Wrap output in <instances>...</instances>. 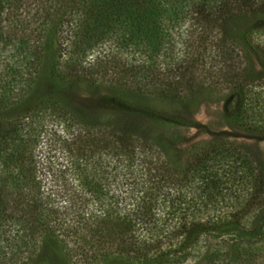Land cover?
<instances>
[{
    "label": "trees",
    "instance_id": "1",
    "mask_svg": "<svg viewBox=\"0 0 264 264\" xmlns=\"http://www.w3.org/2000/svg\"><path fill=\"white\" fill-rule=\"evenodd\" d=\"M19 1L0 0V264L31 258L49 241L68 264H178L207 238L213 241L204 257L208 262L247 263L249 247L264 232V218L256 215L258 223L245 231L234 218L256 207L264 217L259 163L241 146L215 140L191 150L181 164L183 151L167 136L176 126L170 119L165 127L164 119L195 112L200 90L178 74L197 66L215 78L214 87L209 85L215 99L238 98L233 121L262 118L258 107L263 109L264 98L255 90L264 83L254 81L252 55L264 57V42L246 50L235 42V32L224 28L248 17L246 24L253 21L255 27L245 28L239 39L252 31L260 37L264 0H59L53 11L40 10L49 20L45 34L56 36L59 27L55 47L17 35L11 8ZM102 47L110 56L101 61ZM48 49L59 82L76 71L77 79L95 86L97 76L108 74L120 97L133 96L136 107L118 100L112 107L114 118H134L128 130L104 129L103 139L104 132L80 123L60 100L20 107ZM97 52L89 66L86 59ZM145 100L163 109L150 110ZM51 114L83 129L82 135L78 130L62 138L68 144L61 154L72 158L63 160L60 182L66 175L72 194L65 196L63 184L59 200L44 188L45 166L36 152L39 120ZM143 120L154 131L141 142L135 133ZM155 124L164 126L158 131ZM158 210L168 221L175 219L172 228L158 225Z\"/></svg>",
    "mask_w": 264,
    "mask_h": 264
},
{
    "label": "rangeland",
    "instance_id": "2",
    "mask_svg": "<svg viewBox=\"0 0 264 264\" xmlns=\"http://www.w3.org/2000/svg\"><path fill=\"white\" fill-rule=\"evenodd\" d=\"M19 2V7H14L13 9L11 8V12H14L12 20L16 25L17 35L22 33L24 35H28L31 40L36 41L41 39L42 42H49L51 43V46L53 45V47H55L59 43V27L56 25L58 28L56 36L51 34L49 35L48 33L45 34L43 29H46L49 20L44 19V15L41 14L40 10L43 9L47 12L53 11L59 6V0H20ZM245 19L240 18L238 21L231 20L224 28V31L225 33L234 31L236 34L232 32L233 36L235 37L237 35L236 37L238 38L235 42L238 45L244 46V49L249 50L253 49L257 43L259 44L264 42V26L260 27L262 29L260 37H257L258 34L252 31L249 37H243L241 40L239 39L241 35L240 32H243L245 28L249 27L251 29L255 27V23H253V21H249L250 23L248 22L246 24L247 19ZM46 32L50 33L48 30ZM61 32L64 33V30ZM108 50V47H102L100 53L97 52L91 54V56L86 59L89 66L92 59H94L98 53V57L101 61L104 57H109L110 53H108ZM52 52V49H48V52L44 54L42 64L35 79V84L29 95L26 96L20 103V107L22 106V108H26L43 99L60 100L62 106L72 115H75L76 119L80 123H83L86 126H97L102 133L104 132L101 134L103 139L107 137V131L108 134L109 132L113 133L114 129L112 130L110 128L119 126L120 128L126 127L128 130V127L132 125L130 120H133L134 118H114V115L112 114V107L117 100L126 104L128 102L132 106L136 107V104L132 99L133 96L130 98L133 103H131L128 95L125 99L120 97L116 91L110 88L111 85L109 81L111 78L108 74L97 76V85L95 86L85 85L81 79H77L76 77H79L80 72L77 73L76 71H72L69 74V78L66 82H59V80L54 78L55 74L50 69V53ZM56 54L57 51L55 53V57ZM252 59L254 61V71L257 73L254 81L264 83V74L261 72V67L264 64V57L260 55H252ZM197 67V69L194 67V71L190 69V67L186 68V72L183 70L185 72L184 74H178L184 76L183 78L185 81L187 79L185 76H189L191 81H193V86L199 88L200 90V93L197 95V97H199V101L195 112L176 114L174 116H170V118L164 119L165 127H167L169 123L168 120L170 119L176 126L175 128H170L167 136L172 146L178 147L183 151L180 156L181 164L185 161L187 162L188 154H190L195 148H198L204 143L221 140L227 143L237 144L249 151L252 158L259 163V167L264 176V104H262L263 109L258 107V112L263 114L261 119L253 120L252 118H249L246 121L242 120V124L240 122L233 121L231 119V115L238 105V98L229 94L225 95V97H222L220 100L215 99L216 94H212L214 93L212 91V87H209V85L214 87L213 83L215 78H211V76L204 73L199 66ZM263 89L264 87H260L255 90L257 93L260 92V98H264ZM209 91L211 92L209 93ZM205 92H208V94ZM142 104L143 106L151 108L150 110H158L162 107L161 105L158 107V104L150 100H145ZM168 107L173 109L171 106ZM136 120L140 123L142 119L140 117H136ZM39 122L42 129H40V144L37 147L36 152L38 153V156H40L43 168L45 166V169H43L45 174L43 178V181L45 182L44 188L47 190L50 189L52 191L51 193L57 194V200H59V187H61V185L63 186V184H66V186L63 187L65 188V196H70V194H72L70 189L72 187H69L71 185H67L68 177L66 175L63 176L64 182H60L61 177L59 176V172L63 166V160L65 163L72 158L71 156H65L64 158V155L61 154V150H64L63 147L68 144L67 141L64 143L62 138H70L75 134H78L79 131L81 132L80 135H82L83 129H81L80 125L68 121V119L59 118V115L57 118H54V116L52 117V114L49 116L46 115L44 119L41 121L39 120ZM141 123L143 125L140 128V132L138 131V133L135 134L142 142L145 140V137L148 138V136L152 135L154 130L151 126L152 123L149 121L143 120ZM155 125V130L157 129L158 131H160L164 126L161 124ZM104 129H107V131ZM125 132L128 133L127 131ZM65 178H67L66 182ZM260 211L259 207L251 208L245 210L242 215L236 216L234 219L238 229L242 231L249 230L253 225L252 222L256 221L254 219L258 217L264 218L259 215L258 212ZM211 212L212 211H210V215H212ZM256 215L258 217H256ZM154 217L159 218L157 223L160 226L164 224V228H172L175 220L173 218L172 221H170V219L168 221V219L165 218L166 216L159 210L155 213ZM256 223H258V221L254 224ZM259 238L260 239H255L253 245L249 247V261L245 264H264V232ZM222 239L226 241L234 240V238L227 236L222 237ZM174 242L175 241H172V248L175 247ZM208 242L211 245L213 241L210 238H207V244L198 242V248H194L195 252H193L190 257L187 256L178 264H222V262L216 263L214 261L208 262L205 260L204 257L208 254L210 249ZM164 243V246H166L168 244V240H165ZM242 247L243 244L239 249ZM169 248H171V246ZM225 248L226 246L220 250V247H218L216 251L222 253L226 251ZM33 254L30 256L31 258L28 259L23 256L25 260L19 259L16 264H68L66 263L64 257L59 253L58 245L53 241L45 243L40 252L38 251L34 256ZM237 264H239V261Z\"/></svg>",
    "mask_w": 264,
    "mask_h": 264
}]
</instances>
